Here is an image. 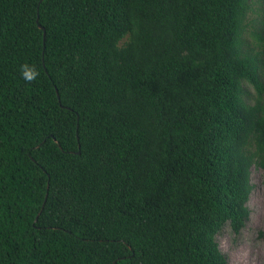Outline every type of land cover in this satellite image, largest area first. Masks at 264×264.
Segmentation results:
<instances>
[{"label":"trees","instance_id":"16d2710c","mask_svg":"<svg viewBox=\"0 0 264 264\" xmlns=\"http://www.w3.org/2000/svg\"><path fill=\"white\" fill-rule=\"evenodd\" d=\"M251 11L0 0V264H228L264 172Z\"/></svg>","mask_w":264,"mask_h":264},{"label":"rangeland","instance_id":"374dc122","mask_svg":"<svg viewBox=\"0 0 264 264\" xmlns=\"http://www.w3.org/2000/svg\"><path fill=\"white\" fill-rule=\"evenodd\" d=\"M252 11L249 14L250 31H259L264 24V0H250ZM249 36V35H248ZM250 42V38H248ZM249 103L255 95L252 88ZM253 191L248 202L250 217L239 235L232 233L226 225L218 236L221 251L227 256L228 264H264V172L260 167H251Z\"/></svg>","mask_w":264,"mask_h":264},{"label":"clouds","instance_id":"9594fccd","mask_svg":"<svg viewBox=\"0 0 264 264\" xmlns=\"http://www.w3.org/2000/svg\"><path fill=\"white\" fill-rule=\"evenodd\" d=\"M22 75L27 82H31L36 79L38 73L35 71L34 66L25 64L22 66Z\"/></svg>","mask_w":264,"mask_h":264},{"label":"water","instance_id":"95a60500","mask_svg":"<svg viewBox=\"0 0 264 264\" xmlns=\"http://www.w3.org/2000/svg\"><path fill=\"white\" fill-rule=\"evenodd\" d=\"M39 28H42V27L39 25ZM44 35H45V33H44Z\"/></svg>","mask_w":264,"mask_h":264}]
</instances>
